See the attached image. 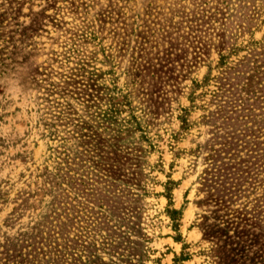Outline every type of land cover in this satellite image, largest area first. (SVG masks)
I'll return each mask as SVG.
<instances>
[{"label": "rangeland", "instance_id": "obj_1", "mask_svg": "<svg viewBox=\"0 0 264 264\" xmlns=\"http://www.w3.org/2000/svg\"><path fill=\"white\" fill-rule=\"evenodd\" d=\"M0 264H264V0H0Z\"/></svg>", "mask_w": 264, "mask_h": 264}]
</instances>
